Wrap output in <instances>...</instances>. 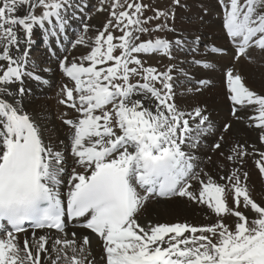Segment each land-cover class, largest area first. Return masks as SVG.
I'll use <instances>...</instances> for the list:
<instances>
[{
  "label": "snow or ice",
  "instance_id": "6c2138e0",
  "mask_svg": "<svg viewBox=\"0 0 264 264\" xmlns=\"http://www.w3.org/2000/svg\"><path fill=\"white\" fill-rule=\"evenodd\" d=\"M106 2L101 0L99 10L110 11L114 19L107 21L94 40L85 24L72 43L73 48L87 46L89 52L79 62L63 57L59 64L74 82L73 88L63 89L67 99L62 103L70 101L68 106L80 114L65 123L72 130L71 155L83 170L72 169L65 208L58 190L66 172L65 156L44 142L40 127L23 112L20 97L27 91L25 78L48 83L34 70L30 57L34 28L52 36L64 32L67 19L63 13L73 5L71 0H0V264H43L42 254L48 264H95L89 234L82 235L80 243L75 232L68 238L66 214L73 220L83 218V227L102 242L105 264H264V206L252 198L248 174L236 169L220 177L225 183H219L207 173L202 179L194 171L191 149L206 134L208 115L201 107L182 111L174 99L172 69L158 72L144 67L135 55L171 56V42L137 43L138 34L149 31L144 27L147 20L140 18L146 5L113 0L107 9L103 7ZM174 2L179 4V0ZM218 2L223 26L236 44L235 58L246 56L253 47L264 51V0ZM37 8L42 9L40 15ZM168 15L157 11L154 18ZM162 27L158 25L157 30ZM116 30L119 37L113 35ZM175 44L182 49L184 41ZM133 76L143 82L132 83ZM199 83L207 85L208 81ZM13 86L15 91L10 90ZM226 87L232 115L245 119L237 115V106L245 113L254 111L256 115L248 119L255 121L264 142V95L250 90L231 69L226 72ZM214 147L220 149L221 144ZM246 155L245 147L237 144L227 159ZM256 164L264 174V153ZM190 180L197 182L195 188ZM153 195L187 197L207 206L217 220L199 227L175 223L146 228L136 216ZM228 216L236 218L234 227L226 222ZM26 224L55 229L56 238L47 233L37 237L33 232L32 240L25 238L21 244L19 234L26 232Z\"/></svg>",
  "mask_w": 264,
  "mask_h": 264
},
{
  "label": "bare ground",
  "instance_id": "6f19581e",
  "mask_svg": "<svg viewBox=\"0 0 264 264\" xmlns=\"http://www.w3.org/2000/svg\"><path fill=\"white\" fill-rule=\"evenodd\" d=\"M93 2L94 0H71L73 6L63 13L67 19L65 31L58 32L56 36H52L38 27L34 28V41L37 37H41L47 41V45L44 49L41 48V55H38L40 57L32 56V50L30 56L35 65L34 70L48 83L44 84L42 81L25 78L24 86L27 91L20 97L23 112L29 114L40 127L44 142L51 143L65 156L66 172L62 175L61 183L58 186L64 205H67L72 169L75 167L78 172L83 170L75 164V158L71 155L72 130L67 127L66 135L62 132L66 126L59 127L57 119L52 117L51 100H48L46 96L61 81H67V88L74 87V82L63 73L59 64L63 57H67L69 61L76 59L79 62L80 57L89 52L87 46L73 48L68 45L75 36L71 31L74 32L73 29H78L74 27L78 21L76 17L86 18L88 16L86 12ZM185 8L187 9L185 10ZM174 11L173 31L168 40L172 44L173 68L171 75L175 86V103L185 112H190L194 107H201L205 110L204 114L209 117V122L204 126L208 129L206 134L200 137L199 146L191 149L194 157V171L199 173L202 179H206L204 173H207L217 182L225 183L220 177L230 175L232 171L240 169L241 173L248 174L246 184L253 195L252 198L264 206V174L260 172L256 164V160L260 159V153H264V144L260 140V130L254 127L255 121L248 119L256 113L252 110L245 113L239 110L240 106H237V115L245 116V119L237 120L232 115L233 105L226 87V72L231 69L234 73L242 76L250 90L258 95H264V51L253 47L249 49L246 56L235 58L236 44L227 35L223 26L224 14L218 0H179ZM87 19L90 21L91 30L98 31L105 23L106 16L104 12H101L97 17ZM195 34L197 35L195 36ZM89 36L94 40L95 35L90 33ZM177 40L184 41L182 49L176 46ZM200 44H203L204 47L200 48ZM173 48L178 50L173 51ZM213 48L222 49V52L214 53L212 52ZM53 52L55 55H52ZM149 54L158 56L159 52ZM197 61L198 63H196ZM205 63L210 67H203ZM103 66L98 65L97 67ZM41 69L49 71L41 72ZM201 80L208 81L207 85H201L199 83ZM10 90L15 91V87H11ZM76 95L74 92V98ZM69 103L71 102L69 101ZM76 119L78 118H73V120ZM226 125H230L227 130H225ZM216 143L221 144L220 149L211 147ZM237 144L243 145L249 155L241 157L240 160H228L227 157L231 154L233 146ZM241 178L244 179L243 176ZM189 182L194 188L197 186L195 180ZM140 191L142 192V190ZM246 214L251 217V213ZM136 219L141 226L146 228L149 225H172L175 223H187L199 227L215 223L217 217L207 206L191 201L187 197L178 195L158 197L154 195L143 204ZM235 219L228 218L226 222L230 227H234ZM65 232L68 233L70 239L73 238L71 233L75 232V239L78 243H80L82 235L89 234L91 255L95 259V264H105L102 259L105 255L103 244L94 234L72 225H68ZM32 233L28 231L20 234L21 244L25 238L31 241ZM35 233L37 237L47 233L53 239L57 235L55 232L46 230ZM49 243L51 244V241ZM52 255L54 257L55 253ZM42 260L43 264H48L45 254H42Z\"/></svg>",
  "mask_w": 264,
  "mask_h": 264
},
{
  "label": "rangeland",
  "instance_id": "374dc122",
  "mask_svg": "<svg viewBox=\"0 0 264 264\" xmlns=\"http://www.w3.org/2000/svg\"><path fill=\"white\" fill-rule=\"evenodd\" d=\"M120 2L122 4H124L125 0H120ZM132 2H133V0H127V3H132ZM135 2L136 3H142V4L146 5L144 12H143V15L140 18L142 20H147V23L144 25V27L149 29L148 32L138 34L139 35V41H137V43L144 42L147 40L155 41L156 39L168 40L170 33L173 31V21H174V15H175L174 8H176L178 4L175 3L174 0H135ZM112 3H113V0H107V2L103 5V7L107 8V9H111ZM100 7H101V0H94L92 5L88 8V11L86 12V13H88V16L86 18H84V17L79 18V16L76 17L78 21L76 22V26H74V27H77L78 29H73L74 32L71 31V33L73 35H75V36H73L74 40L82 33L83 26L85 24H88L90 26V21L87 18H90V19L95 18L101 12H104V15L106 16V20H105V23L103 24V26L107 23L108 20L114 19L111 16L110 11H100L99 10ZM186 9L187 8H185V10ZM115 10L117 12H119L121 9L117 8ZM124 10H127V9L125 8ZM157 11L167 12V13H169V15L167 17L161 16L159 19H156L154 17L156 16ZM35 12L37 15H40L42 12V9L37 8L35 10ZM76 18H74V19H76ZM158 25H162L163 27L160 28L159 30H157ZM103 26L101 29H98V31H102ZM90 27H89V31H88L87 35L89 36L90 33H92V35H96L98 31H92ZM110 31H112V29H110ZM113 35L116 37H119L121 35V33L118 30H116V31H113ZM196 35L197 34H195V36ZM74 40L72 39V41L70 42L68 47L72 46V43L74 42ZM114 43H118V41H114ZM34 44H33V47L31 48V50H32L31 53H32V56H36L35 58H38V57H40L38 55H41V52H42L41 48H43V49L45 48L44 39L41 37H39V38L37 37ZM78 46L84 47L85 45H78ZM199 46H200V48L204 47L203 44H200ZM174 50H178V49L173 48V51ZM171 53H172V51H171ZM115 54H119V51L117 50V52ZM135 55H137L138 58H140L142 60L144 67H154L157 69L158 72H165L169 68H171V69L173 68V66H172L173 54H171L172 56H167V55H164L163 53H159L158 56L157 55L151 56V54H135ZM171 57H172V60H171ZM109 63H111V62H109ZM42 65L46 66L45 64H42ZM86 65H87V63L85 64V66ZM131 66H135V65H131ZM131 79H132V83H134V84L138 83V82L139 83L143 82L140 76H133ZM66 84H67V81H61L60 83L56 84V86L46 96V98L48 100H51L52 117L54 119L55 118L57 119L59 127H65L66 126L64 128V131H62L65 135H66V132H68L67 127H69L65 123V121L68 119H73L74 117L75 118L80 117V114L75 109L68 106L70 103H67V102L62 103V101H66V99H67L65 91H63ZM156 87H161V85L159 83H157ZM263 144H264V142H263ZM211 147L214 148V145ZM251 196L253 197L252 194H251ZM229 203H230V205L232 204L231 199L229 200ZM233 206H234V204H233ZM241 210L243 211L244 209L241 207ZM228 218L235 219V217H232V216L226 217V219H228ZM197 235H199V233Z\"/></svg>",
  "mask_w": 264,
  "mask_h": 264
}]
</instances>
